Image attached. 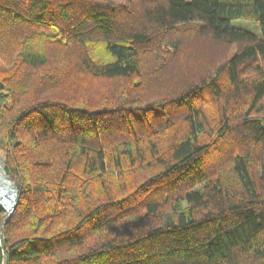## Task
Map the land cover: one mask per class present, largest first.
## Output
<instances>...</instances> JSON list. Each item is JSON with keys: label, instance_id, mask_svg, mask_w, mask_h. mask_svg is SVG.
I'll use <instances>...</instances> for the list:
<instances>
[{"label": "trees", "instance_id": "1", "mask_svg": "<svg viewBox=\"0 0 264 264\" xmlns=\"http://www.w3.org/2000/svg\"><path fill=\"white\" fill-rule=\"evenodd\" d=\"M1 151L0 264H264V0H0Z\"/></svg>", "mask_w": 264, "mask_h": 264}, {"label": "rangeland", "instance_id": "2", "mask_svg": "<svg viewBox=\"0 0 264 264\" xmlns=\"http://www.w3.org/2000/svg\"><path fill=\"white\" fill-rule=\"evenodd\" d=\"M249 24V29L251 31H256V27L252 23ZM183 51L175 61L172 63V68H170L168 73H165V83L160 87L168 88V84L173 82H177L179 79H183L187 76V73L191 71L195 76L197 73H201L203 71L211 70L213 66L220 62L226 57L230 48L226 46H222L220 44H216L213 42H208L207 40H201L199 42L194 41V39H183ZM189 74V73H188ZM109 86L113 85V83H109ZM0 161L2 162L3 174L7 177V171L5 169L6 157L4 152H0ZM9 180V179H8ZM10 183L15 188V204L11 211H7L4 208H0V239L4 240L5 237L3 235V228L5 221L10 217L13 213L17 198H18V188L14 181L10 178ZM17 192V193H16Z\"/></svg>", "mask_w": 264, "mask_h": 264}, {"label": "bare ground", "instance_id": "3", "mask_svg": "<svg viewBox=\"0 0 264 264\" xmlns=\"http://www.w3.org/2000/svg\"><path fill=\"white\" fill-rule=\"evenodd\" d=\"M15 204V188L3 174L0 161V208L11 211Z\"/></svg>", "mask_w": 264, "mask_h": 264}, {"label": "water", "instance_id": "4", "mask_svg": "<svg viewBox=\"0 0 264 264\" xmlns=\"http://www.w3.org/2000/svg\"><path fill=\"white\" fill-rule=\"evenodd\" d=\"M3 165V164H2ZM7 179H9L10 180V176L9 175H7ZM17 193V192H16ZM15 196H16V194H15Z\"/></svg>", "mask_w": 264, "mask_h": 264}]
</instances>
